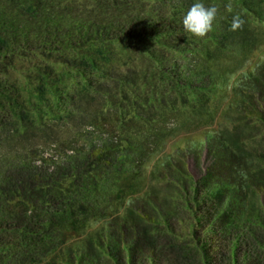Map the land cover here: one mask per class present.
I'll use <instances>...</instances> for the list:
<instances>
[{
  "label": "rangeland",
  "instance_id": "obj_1",
  "mask_svg": "<svg viewBox=\"0 0 264 264\" xmlns=\"http://www.w3.org/2000/svg\"><path fill=\"white\" fill-rule=\"evenodd\" d=\"M229 5L227 11L242 16L248 12L236 11L238 3L232 0ZM242 27L252 33L236 50L233 47L231 55L216 57L217 75L197 79L199 89L167 83L156 76L142 79L143 74L151 73V62L137 54H132L129 62L124 46L118 44L108 46L114 50V66L101 65L94 71L44 56L19 62L14 79L32 89L40 84L46 63L56 75L67 79L69 86L93 78L102 80V74L113 70L126 72L127 63L140 70L139 82L129 94L132 100L127 102L131 108L107 103L104 111L110 112L105 119L101 116L86 128H64L59 142L43 151L50 171L60 168L70 172L75 164L69 161L82 153L91 151L99 156L103 148L113 150L101 168L91 172L88 166L73 177L62 176L58 183H64V194L53 192L55 187L48 194L54 197L49 213L62 206L65 210L64 199L77 197L78 202L89 205L91 214L81 217L77 212L81 219L78 229L68 228L64 236L57 235L59 230L50 237L40 235L44 244L30 252L29 258L8 264H51L54 259L57 264H184L174 244L198 264L205 262L203 249L209 264H264V21L248 13ZM214 47L210 39L202 41V55L203 49ZM93 51L69 50L66 55L90 58ZM167 54L178 59L187 72L197 60L191 51ZM203 56L198 54L195 66L200 67ZM191 79L186 74L183 82ZM150 94L157 110L145 112L141 105L147 107L145 100ZM210 112L216 116L214 123ZM137 114L140 117L136 118ZM187 144V151H179ZM12 153L16 158L29 156L31 164L42 165L33 152ZM4 206L14 215L12 222H18L22 210L15 204ZM223 215L229 216L224 223L220 220ZM1 219L7 225L8 219ZM100 234L107 237L104 245L90 246L91 236ZM9 239L19 241L22 237ZM229 254L232 260L227 258Z\"/></svg>",
  "mask_w": 264,
  "mask_h": 264
},
{
  "label": "trees",
  "instance_id": "obj_2",
  "mask_svg": "<svg viewBox=\"0 0 264 264\" xmlns=\"http://www.w3.org/2000/svg\"><path fill=\"white\" fill-rule=\"evenodd\" d=\"M229 1L200 0L206 6H217L219 12L213 31L197 38L186 32L182 23L197 0H0V264L29 258L30 252H35L40 244H44L45 239L42 238L45 235L53 236L59 230L57 235L64 236L68 228L80 227L78 215L87 217L91 214L89 205L78 202L77 197L64 199L65 210L62 206L58 211L49 213L48 207L54 197H48V194L54 187L53 192L64 194V183H58L62 176L73 177L88 166L91 172L97 166L101 168L110 159L107 153H113V150L103 148L100 151L104 153L99 156L91 151L82 153L69 161L75 164L70 167V172L60 168L55 170L57 172L50 171V166L46 167L44 163L43 151L59 142L64 128H86L89 124H96L101 116L105 119L104 116L110 112V109L109 112L104 111L107 103H122V108H129L127 102L132 100L129 94L139 82L137 75L140 69L127 63L124 65L126 72L113 70L108 72L110 75L102 74V80L93 78L92 82L69 86L67 79L56 75L55 69L46 63L40 75V84L32 89L14 79L19 62L44 56L46 60L59 59L73 68L94 71L101 65L114 66V50L108 46L118 44L124 46L129 62L132 54L151 62V73L143 74L142 79L152 80L156 76L162 81L167 80V83L178 86L182 83V86L193 89L197 79L214 78L217 75L213 65L217 62L216 57L221 59L226 54L231 55L230 51L236 50L238 44L240 47V41L251 32L242 27L246 24L248 13L264 21V0H232L238 3L236 11H248L244 16L227 11ZM234 16L239 17L242 23L236 30H231ZM206 39H210L215 47L213 50L203 49V56L201 43ZM246 44L253 45L249 41ZM86 48L95 49L93 57L71 59L66 55L69 50ZM171 50L180 55L191 51L192 57L197 58L196 62L192 58L194 61L188 66L189 72L183 69L178 59L173 60L172 55L167 54ZM198 54L204 60L200 67L194 65L199 64ZM186 74L191 75L193 81L183 82ZM152 88L156 90V86ZM195 89L199 87L195 86ZM151 96L146 97L147 107L141 105L145 112L157 110ZM210 115L211 123H214L216 116L213 112ZM45 117L51 120L44 121ZM135 117H140V114ZM188 147L187 144L178 149L183 152ZM13 151L14 155L20 151L33 152L39 156L42 165L31 164L29 156L16 158L11 155ZM8 157H13L16 162ZM94 164L96 166L93 167ZM217 195L222 197V193ZM4 204L10 207L15 204L22 210L18 222H12L15 217L8 212L10 210L4 209ZM227 217L222 216V223ZM1 218L8 219L7 225H3ZM15 235L22 240L10 241L9 238ZM148 235L156 238L152 233ZM106 240L107 237L101 234L92 235L88 244L103 246ZM173 249L179 253L184 264H198L184 255L181 247L174 244ZM203 250L206 256L204 264H209V256ZM227 258L233 259L230 254ZM51 264H57L56 260H52Z\"/></svg>",
  "mask_w": 264,
  "mask_h": 264
},
{
  "label": "clouds",
  "instance_id": "obj_3",
  "mask_svg": "<svg viewBox=\"0 0 264 264\" xmlns=\"http://www.w3.org/2000/svg\"><path fill=\"white\" fill-rule=\"evenodd\" d=\"M230 10L231 5H226ZM219 9L215 5L206 6L200 0L193 3L190 9L183 17V27L186 32L191 33L197 38H203L213 31V24L217 19ZM242 21L234 16L231 24V30H236Z\"/></svg>",
  "mask_w": 264,
  "mask_h": 264
}]
</instances>
